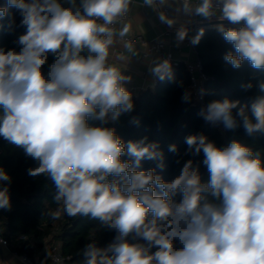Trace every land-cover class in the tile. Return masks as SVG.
Listing matches in <instances>:
<instances>
[{
  "label": "clouds",
  "instance_id": "clouds-1",
  "mask_svg": "<svg viewBox=\"0 0 264 264\" xmlns=\"http://www.w3.org/2000/svg\"><path fill=\"white\" fill-rule=\"evenodd\" d=\"M70 2L73 6L64 7L59 0H7L0 7L8 28L15 24L12 7L26 28L16 41L19 51L0 48V138L37 162L28 169L30 176L46 175L53 182L57 207L47 211L48 217H88L116 233L105 247L86 244L82 264H264L260 155L237 140L220 148L203 134L189 135L186 152L203 153L207 182L192 160L171 181L156 168L140 170L144 160L159 161L163 169L158 143L146 137L125 142L106 126L134 110L125 86L130 77L111 62V50L130 32L122 20L131 0ZM144 3L151 6L154 0ZM179 10L190 18L220 21L217 31L235 50L224 56L233 68L247 61L264 70V0H183ZM159 19L174 24L163 13ZM224 21L236 27H225ZM203 35L201 29L191 43L198 44ZM186 36L185 28L177 30L178 43ZM123 47L133 52L131 42ZM49 55L53 61L45 74ZM149 71L159 80L172 78L168 60ZM242 87L248 91L253 84ZM257 87L264 93V81ZM182 99L187 101L188 94ZM199 115L226 130L264 133V95L244 105L214 100ZM169 151L175 153L176 145ZM125 155L129 159H122ZM10 183L0 168V208H11ZM130 236L146 243L130 242Z\"/></svg>",
  "mask_w": 264,
  "mask_h": 264
},
{
  "label": "trees",
  "instance_id": "trees-1",
  "mask_svg": "<svg viewBox=\"0 0 264 264\" xmlns=\"http://www.w3.org/2000/svg\"><path fill=\"white\" fill-rule=\"evenodd\" d=\"M59 2L64 7L73 6L70 0ZM80 2L81 0H75V6H79ZM6 5L7 0H0V7ZM9 14L15 19V24L8 28V17L0 20V48L19 51L20 47L16 41L26 32V28L20 26L22 17L17 9L10 8ZM224 25L236 27L229 23ZM201 29L204 30V35L195 48L208 75L207 103L228 98L244 105L250 104L257 95H264L257 87L260 81H264V70L252 68L247 61L239 68H233L224 60L226 53L235 54L233 46L223 39L216 26ZM52 61L53 57L49 55L48 62L43 66L45 74ZM171 76V79L166 77L159 80L154 88L135 91L126 87L132 93L134 110L106 125L114 127L125 142L146 137L147 142L158 143L163 152V169L157 167L159 161L144 160L140 170L156 168L158 175L165 181H171L180 174L183 164L192 160L193 167H199L202 181L207 182L209 173L202 163L203 153L193 156L186 152L185 138L198 134L205 135L220 148L237 140L251 148L254 153H258L264 161V133L249 136L243 127H238L235 130H226L222 134L199 115L203 107L192 98L189 75L182 62L172 66ZM249 82L253 84V88L245 91L242 85ZM185 94L189 96L187 101L182 99ZM134 120H138L139 123H134ZM173 144L177 147L175 153L169 151V146ZM122 159L126 160L129 157L125 155ZM37 166V162L26 156L22 148L0 138V168L11 177V183L7 185L11 208H0V235L7 239L13 250L27 255L35 264H48L49 254L53 249L59 250L64 256H69L71 263L82 264L84 259L82 250L86 244L94 241L98 247H105L116 233L101 225L98 220L88 217L64 216L60 220L48 217L47 211L55 210L57 207L53 199L55 186L46 175L33 177L28 174V169ZM2 186L4 185H0ZM174 199L179 202L181 196L177 195ZM129 241L146 243L140 239L134 240L132 236L129 237ZM155 250L152 249L153 252Z\"/></svg>",
  "mask_w": 264,
  "mask_h": 264
},
{
  "label": "crops",
  "instance_id": "crops-1",
  "mask_svg": "<svg viewBox=\"0 0 264 264\" xmlns=\"http://www.w3.org/2000/svg\"><path fill=\"white\" fill-rule=\"evenodd\" d=\"M181 5L177 0H165L164 3H161L160 0H154L151 6L146 5L144 0H131L128 10L130 19L127 22L131 26L129 34L142 33L147 40L164 41L178 61L197 60L199 58L198 53L196 48L192 46L191 40L197 35L199 29L208 26L202 25L206 20L201 17L190 18L186 16L179 10ZM165 8H168L169 14L165 12ZM161 13L173 19L172 27L160 21ZM181 27L187 30V36L184 41L178 43L176 33ZM123 43V41H118L111 50V62L119 66L124 74L130 77V81L125 86L135 91L143 88H154L156 86L155 76L149 69L158 62L157 54L148 52L144 44L135 45L133 52H128L124 49ZM0 263L35 264L32 261L30 263L24 262L22 254L13 250L9 244L4 245L1 242Z\"/></svg>",
  "mask_w": 264,
  "mask_h": 264
},
{
  "label": "built area",
  "instance_id": "built-area-1",
  "mask_svg": "<svg viewBox=\"0 0 264 264\" xmlns=\"http://www.w3.org/2000/svg\"><path fill=\"white\" fill-rule=\"evenodd\" d=\"M181 4L183 3V0H177ZM197 0H192V3L195 4ZM165 12L169 14L168 8H165ZM130 19V13L129 11L126 13V15L123 17L122 22L127 23ZM207 21V20H206ZM120 25H117L119 27ZM124 41H129L133 44V46L138 44H144L146 46V50L148 52L157 54L158 56V62H162L163 60H168L170 63V66L172 68L173 65H176L179 62H182L189 75V87L192 91V98L195 102H197L201 107L205 108L208 104L206 101V81L208 80V75L205 73L202 65V61L200 58H198L195 61H178L175 59L173 52L167 47V44L162 40H147L142 33H136L133 35L128 34ZM123 41V42H124ZM192 46L195 48V45L192 44ZM156 83L159 81L157 77H155ZM215 128L224 134L226 132V129L223 127V125H216ZM0 242L4 245H8L7 239L0 236ZM22 259L24 262L30 263L31 259L25 255L22 254ZM1 264V263H0ZM48 264H73L70 262L69 256H64L59 250L53 249L49 254V262Z\"/></svg>",
  "mask_w": 264,
  "mask_h": 264
},
{
  "label": "water",
  "instance_id": "water-1",
  "mask_svg": "<svg viewBox=\"0 0 264 264\" xmlns=\"http://www.w3.org/2000/svg\"><path fill=\"white\" fill-rule=\"evenodd\" d=\"M218 23H220V21H218V20H212V21L203 22L202 25H204V26H211V25L218 24ZM223 23L225 24V23H228V22L227 21H224Z\"/></svg>",
  "mask_w": 264,
  "mask_h": 264
}]
</instances>
